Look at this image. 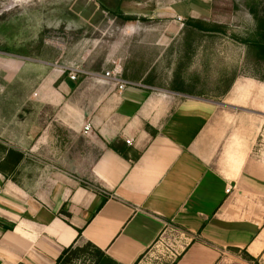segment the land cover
<instances>
[{
  "label": "crops",
  "instance_id": "crops-1",
  "mask_svg": "<svg viewBox=\"0 0 264 264\" xmlns=\"http://www.w3.org/2000/svg\"><path fill=\"white\" fill-rule=\"evenodd\" d=\"M79 29L77 43L44 59L16 54L21 39L6 52L0 35V143L20 153L15 178L0 169V222L11 227L0 226V264H56L66 248L88 243L115 263L135 264L168 230L181 248L173 264H264V171L251 156L233 171L215 167L218 106L166 77L176 70L165 59L166 38H135L145 29L133 23L90 21ZM65 66H117L152 88L73 80ZM23 77L31 89H22ZM247 85L237 79L228 89ZM71 137L95 151L91 161ZM114 140L126 155L109 147Z\"/></svg>",
  "mask_w": 264,
  "mask_h": 264
},
{
  "label": "rangeland",
  "instance_id": "rangeland-1",
  "mask_svg": "<svg viewBox=\"0 0 264 264\" xmlns=\"http://www.w3.org/2000/svg\"><path fill=\"white\" fill-rule=\"evenodd\" d=\"M90 21L141 25L145 30L135 38L165 37L169 43L165 59L176 65L175 72L167 70L166 77L175 75L180 84L218 106L213 121L212 149H218L215 167L221 172L233 171L251 156L264 171V88L254 89L264 84V54L259 46L242 42L250 38L263 41L264 0H0V35L5 36V50L10 52L14 40L21 39L22 46L16 47L21 53L16 54L27 60L33 55L38 59L60 57L69 44L78 42L84 34L79 28ZM199 21L209 31L196 28ZM103 27L97 35H105ZM110 32L112 38L119 36V31ZM149 53L154 59L157 48L151 47ZM237 79L250 85L228 89ZM18 82L7 81L6 85ZM0 83L4 84L2 78ZM31 86V79L23 77L22 89ZM249 97L255 107L248 105ZM260 99L263 105L259 109ZM69 139L73 149L86 151L85 162L92 160L95 151L83 141ZM0 144V169L13 179L20 153L10 143ZM178 240L175 232L165 231L136 264H173L181 251ZM95 259L96 251L86 246L82 255L68 253L60 264H94Z\"/></svg>",
  "mask_w": 264,
  "mask_h": 264
},
{
  "label": "built area",
  "instance_id": "built-area-1",
  "mask_svg": "<svg viewBox=\"0 0 264 264\" xmlns=\"http://www.w3.org/2000/svg\"><path fill=\"white\" fill-rule=\"evenodd\" d=\"M64 71L65 72L69 71V76L73 80H76L79 75H85L95 79L107 81L108 83H111L119 90H124L127 87L152 88L144 84L142 81H134L123 77L122 71L117 66H114L113 68L105 71H89L82 66H76V67L65 66ZM91 127H92L91 123H87L85 125V133H88ZM126 142L128 144H132L133 140L126 139ZM232 189H233L232 186L228 187L227 192H230Z\"/></svg>",
  "mask_w": 264,
  "mask_h": 264
},
{
  "label": "trees",
  "instance_id": "trees-1",
  "mask_svg": "<svg viewBox=\"0 0 264 264\" xmlns=\"http://www.w3.org/2000/svg\"><path fill=\"white\" fill-rule=\"evenodd\" d=\"M125 18L131 19L130 17H125ZM203 24L204 23L199 21V22H197L195 24V27L200 29V30H203V31H209ZM242 42H244L246 44L259 46L261 48L263 54H264V36H263V41H261V42L260 41H255V40H253L251 38L250 39H246V40H244ZM108 145H109L110 148H112L113 150L119 152L120 154L126 155L125 151L127 149H125L123 147V145H122V143L120 141L114 140V141L108 143ZM0 147L2 148L3 146L0 144ZM19 156H20V154H19ZM61 213L65 214L67 216H70V213L65 211V210H62ZM0 226H3V228L6 229V230L11 229V227L8 226V225H2L1 222H0ZM86 246H90L96 251L97 259H95L94 264H109V263L118 264V263H115L114 261H112L110 258L106 257V255L104 254V252L102 250H100L99 248H97L96 246H94L91 243H88L84 247H79V246L74 247L73 245H71L70 247L66 248L61 253V255L57 258L56 264L62 263L63 259H65V256L68 253H72L75 257H78V256L82 255L86 251Z\"/></svg>",
  "mask_w": 264,
  "mask_h": 264
},
{
  "label": "bare ground",
  "instance_id": "bare-ground-1",
  "mask_svg": "<svg viewBox=\"0 0 264 264\" xmlns=\"http://www.w3.org/2000/svg\"><path fill=\"white\" fill-rule=\"evenodd\" d=\"M263 95V94H262Z\"/></svg>",
  "mask_w": 264,
  "mask_h": 264
}]
</instances>
